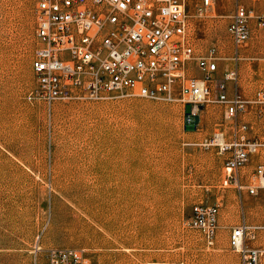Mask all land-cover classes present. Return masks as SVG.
I'll list each match as a JSON object with an SVG mask.
<instances>
[{
	"label": "rangeland",
	"instance_id": "1",
	"mask_svg": "<svg viewBox=\"0 0 264 264\" xmlns=\"http://www.w3.org/2000/svg\"><path fill=\"white\" fill-rule=\"evenodd\" d=\"M182 1L190 41L199 52L215 47L222 68L234 65L235 3L264 12V0H215L202 12L200 0ZM36 8L37 0H0V264H31L38 238L84 248L86 264H238L232 227L243 214L251 223L264 215L259 197L244 190L241 200L211 143L233 135L223 106L139 96L29 100ZM240 54L238 88L252 99L264 88V27L254 25ZM240 119L264 141V103L250 102ZM250 150L243 171L252 181L264 147ZM197 202L220 207L212 240L189 223ZM248 242L264 245V231Z\"/></svg>",
	"mask_w": 264,
	"mask_h": 264
},
{
	"label": "built area",
	"instance_id": "2",
	"mask_svg": "<svg viewBox=\"0 0 264 264\" xmlns=\"http://www.w3.org/2000/svg\"><path fill=\"white\" fill-rule=\"evenodd\" d=\"M214 2L200 0L199 11ZM254 25L264 27V12L237 1L228 24L234 65L222 68L215 47L199 52L190 41L182 0H37L38 46L31 61L37 81L27 98L52 105L73 96L93 100L139 96L182 101L197 109L219 103L224 117L232 121L233 135L230 140L214 137L211 143L225 155V167L233 172L230 182L241 200L244 190L259 197L264 215V161H256L252 181L243 171L253 156L250 146L264 147V141L251 138L249 125L240 119L250 102L264 103V88L252 99L238 88L240 53ZM229 84L234 88L231 94ZM219 216L218 204L197 202L189 223L212 240ZM263 231L264 223H251L246 214L232 227L229 241L240 254L238 264L263 263L264 245L248 242ZM31 253L32 264L87 261L84 248L43 246L39 238Z\"/></svg>",
	"mask_w": 264,
	"mask_h": 264
},
{
	"label": "bare ground",
	"instance_id": "3",
	"mask_svg": "<svg viewBox=\"0 0 264 264\" xmlns=\"http://www.w3.org/2000/svg\"><path fill=\"white\" fill-rule=\"evenodd\" d=\"M250 8H252V7H250ZM254 9V8H253ZM255 10V9H254ZM256 11V10H255ZM256 26V25H255ZM197 108L195 107V110H196ZM31 264H32V261H31Z\"/></svg>",
	"mask_w": 264,
	"mask_h": 264
}]
</instances>
